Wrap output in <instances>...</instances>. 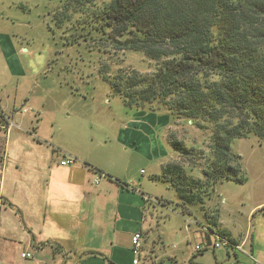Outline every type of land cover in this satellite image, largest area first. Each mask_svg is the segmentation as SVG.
Listing matches in <instances>:
<instances>
[{
  "label": "crops",
  "instance_id": "0c3cea01",
  "mask_svg": "<svg viewBox=\"0 0 264 264\" xmlns=\"http://www.w3.org/2000/svg\"><path fill=\"white\" fill-rule=\"evenodd\" d=\"M16 20L0 17V264H133L137 232L140 264H264V198L243 210L230 195L237 184H218L207 207L217 205L219 229L251 254L197 253L220 233L194 208L183 215L175 191L154 179L180 161L169 143L178 120L125 108L133 112L115 143L99 139L100 101L119 98L65 96L48 78L52 49L20 41Z\"/></svg>",
  "mask_w": 264,
  "mask_h": 264
},
{
  "label": "trees",
  "instance_id": "16d2710c",
  "mask_svg": "<svg viewBox=\"0 0 264 264\" xmlns=\"http://www.w3.org/2000/svg\"><path fill=\"white\" fill-rule=\"evenodd\" d=\"M61 3L49 31L95 64L89 74L108 85L110 96L128 109L164 111L208 133L198 178L188 168L196 162L168 164L154 178L175 191L183 215L220 183L246 184L233 144L255 138L264 146V0ZM128 53L141 54L149 71L125 65ZM169 143L184 156L199 152L173 137Z\"/></svg>",
  "mask_w": 264,
  "mask_h": 264
},
{
  "label": "rangeland",
  "instance_id": "374dc122",
  "mask_svg": "<svg viewBox=\"0 0 264 264\" xmlns=\"http://www.w3.org/2000/svg\"><path fill=\"white\" fill-rule=\"evenodd\" d=\"M8 1L10 0H0V17L8 16L9 18L17 19L20 41L29 42L33 45V40H35L40 45L44 43L45 49L49 48L47 46H50L53 56L48 68V78L53 83L55 81L60 82V92L64 90L65 96H103L102 98L108 96L113 101L114 97L110 96L108 85L98 76L89 74L97 68L95 64L88 60L83 62L76 49H67L60 43L58 36L54 37L49 31L48 26L53 24L52 15L61 7L62 0H11L13 1L12 8L6 5ZM106 58L108 59V57ZM125 65L132 66L142 72L149 71L148 63L138 53H128L125 57ZM81 69L83 70L82 73ZM123 106L120 99L112 102L110 107L101 105L100 101L99 109L93 120L99 139L115 143L119 129L125 124L120 120L124 119L126 112H133L132 110L125 109L126 107ZM207 136L208 133L198 127L193 126L186 120L178 119L174 129L170 131L169 138L173 137L188 148H195L199 152L187 156L178 154L180 161L172 163L185 162L188 166L189 163L196 162L188 168H193L195 170L194 176L198 178L200 176L199 172H202L206 167L202 153L209 152ZM233 149L242 158L243 169L248 177V181L244 185H235L230 195L233 196L235 194L237 201L240 204L244 203V210L254 206L264 198V146L255 138L238 139L234 141ZM217 186L215 190L210 191V196L204 200L202 206L198 205L194 208L198 214H196V219L198 217L200 220L206 222L210 231H213L215 227L221 237L233 243L229 235L219 229L217 205L215 208L207 207L213 194L216 193ZM191 214L195 216V213ZM144 237L143 233V241ZM242 253L251 254L248 248H245ZM153 256V253H149L147 257L151 260Z\"/></svg>",
  "mask_w": 264,
  "mask_h": 264
},
{
  "label": "built area",
  "instance_id": "2783aa9c",
  "mask_svg": "<svg viewBox=\"0 0 264 264\" xmlns=\"http://www.w3.org/2000/svg\"><path fill=\"white\" fill-rule=\"evenodd\" d=\"M74 158H69L62 162V165L65 166L67 164L74 163ZM144 173V171H142ZM133 248H132V254H133V264H140L141 256H142V242H143V232H137L133 236ZM208 249L211 250H219V249H233L235 251L244 252V245L235 244L229 241L226 238H223L219 235H217L214 242H211L210 245H197L195 247V250L197 253L204 252ZM250 255V254H247ZM24 258H31V254H23Z\"/></svg>",
  "mask_w": 264,
  "mask_h": 264
}]
</instances>
